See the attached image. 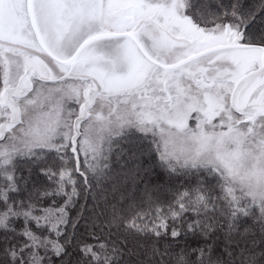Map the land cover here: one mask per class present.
I'll return each mask as SVG.
<instances>
[{
	"label": "snow or ice",
	"instance_id": "snow-or-ice-1",
	"mask_svg": "<svg viewBox=\"0 0 264 264\" xmlns=\"http://www.w3.org/2000/svg\"><path fill=\"white\" fill-rule=\"evenodd\" d=\"M0 264H264V0H0Z\"/></svg>",
	"mask_w": 264,
	"mask_h": 264
}]
</instances>
